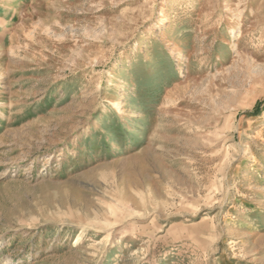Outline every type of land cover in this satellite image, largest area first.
Instances as JSON below:
<instances>
[{
	"label": "rangeland",
	"instance_id": "obj_1",
	"mask_svg": "<svg viewBox=\"0 0 264 264\" xmlns=\"http://www.w3.org/2000/svg\"><path fill=\"white\" fill-rule=\"evenodd\" d=\"M0 264H264V0H0Z\"/></svg>",
	"mask_w": 264,
	"mask_h": 264
},
{
	"label": "bare ground",
	"instance_id": "obj_2",
	"mask_svg": "<svg viewBox=\"0 0 264 264\" xmlns=\"http://www.w3.org/2000/svg\"><path fill=\"white\" fill-rule=\"evenodd\" d=\"M237 21L233 22L232 26H231V29H233L235 26H237Z\"/></svg>",
	"mask_w": 264,
	"mask_h": 264
}]
</instances>
